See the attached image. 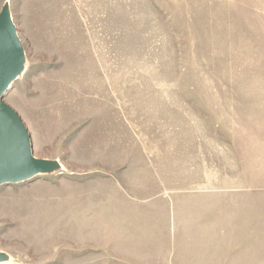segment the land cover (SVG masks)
<instances>
[{
  "label": "rangeland",
  "instance_id": "1",
  "mask_svg": "<svg viewBox=\"0 0 264 264\" xmlns=\"http://www.w3.org/2000/svg\"><path fill=\"white\" fill-rule=\"evenodd\" d=\"M5 7L52 168L0 184V264H264V0Z\"/></svg>",
  "mask_w": 264,
  "mask_h": 264
},
{
  "label": "water",
  "instance_id": "2",
  "mask_svg": "<svg viewBox=\"0 0 264 264\" xmlns=\"http://www.w3.org/2000/svg\"><path fill=\"white\" fill-rule=\"evenodd\" d=\"M21 45L7 7L0 12V184L17 182L46 170V160L32 156L29 135L18 114L3 101L21 66Z\"/></svg>",
  "mask_w": 264,
  "mask_h": 264
},
{
  "label": "bare ground",
  "instance_id": "3",
  "mask_svg": "<svg viewBox=\"0 0 264 264\" xmlns=\"http://www.w3.org/2000/svg\"><path fill=\"white\" fill-rule=\"evenodd\" d=\"M21 45V44H20ZM21 53H22V57H21V66L18 70V72L16 73V78L19 77L22 73H23V70H24V52H23V49H22V45H21ZM46 163V170H48L50 168V166L52 165L51 162H48V161H45ZM0 261H3L2 259H0ZM7 263V262H6ZM5 263V264H6Z\"/></svg>",
  "mask_w": 264,
  "mask_h": 264
}]
</instances>
